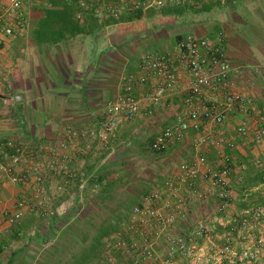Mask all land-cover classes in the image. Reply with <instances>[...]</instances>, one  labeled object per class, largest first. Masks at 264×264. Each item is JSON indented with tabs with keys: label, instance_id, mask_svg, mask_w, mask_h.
<instances>
[{
	"label": "crops",
	"instance_id": "crops-1",
	"mask_svg": "<svg viewBox=\"0 0 264 264\" xmlns=\"http://www.w3.org/2000/svg\"><path fill=\"white\" fill-rule=\"evenodd\" d=\"M95 2L97 0H92L88 7L78 8L76 18L80 24L77 31H64L62 34H43L40 31L44 24V11L53 9L48 0L26 3L25 28L8 45L0 48V94L3 95L0 98L8 102L13 97L20 112L27 105L34 112L36 130L40 127L41 135L37 137L34 134L35 141L29 146L23 167L36 165L50 181L66 185L65 192L51 203L59 215L67 216L70 212L76 215V211L81 212L85 207L98 209L97 205L103 201L95 195L99 187H94V181L109 164L115 193L105 200V217L121 218L127 222L132 208L143 195L177 174L180 162L192 161L196 156L191 144L194 133L163 152H155L151 148L159 133L181 111V98L171 96L160 105H144L138 117L123 119L117 136L106 145L94 138L80 139L73 144L70 148L72 167L78 170L75 178L56 176L45 168L44 164L55 156L51 146L67 138L68 128L79 131L95 128L103 119L108 105L123 91L130 75L140 74L143 57L149 52L171 51L189 33L215 39L224 32V47L232 63L233 76L246 87L254 101L255 118L251 120L254 125L257 114L264 110V0H235L227 4L217 0L200 3L198 0H186L182 5H173L183 8L192 5L197 7V12L211 13L206 20H201L197 14L190 15L193 10L187 7L183 14H165L171 7L167 6L149 9L139 19L114 21L97 17ZM220 9L222 14L219 15ZM149 89V84L134 81L137 97H144ZM243 119V115H236L226 125L225 135L235 138L236 145L224 151L231 154L237 163L252 166L253 176L260 179L264 173V145H258L250 136H236L234 128ZM2 126L0 122V140L5 139ZM42 145L45 146L43 153L31 154ZM141 151L148 152V157L157 165L140 168L142 174L134 180V170L124 164L132 162L131 158L140 157ZM205 151L211 160L218 156V149L214 147L205 148ZM258 160L261 164L257 163ZM235 174L232 175L233 198L236 194L239 196L234 188ZM121 176L124 179L120 182ZM31 185H22L29 187L23 193L15 185L13 192L18 194V198L25 193L30 194ZM0 194L5 197L3 191ZM13 204L6 205L4 210L7 213L11 211ZM123 205H127L126 209L121 207ZM29 216L34 223L32 227L25 228ZM48 220L36 212H29L20 225L9 226L4 221L1 224L0 264L67 262L69 251L63 245L55 244L56 238L47 226ZM21 225L23 227H19ZM179 226L177 232H180ZM113 249L112 254L116 256L118 251Z\"/></svg>",
	"mask_w": 264,
	"mask_h": 264
},
{
	"label": "built area",
	"instance_id": "built-area-1",
	"mask_svg": "<svg viewBox=\"0 0 264 264\" xmlns=\"http://www.w3.org/2000/svg\"><path fill=\"white\" fill-rule=\"evenodd\" d=\"M28 1L0 0V48L25 28ZM217 1L227 4L235 0ZM184 3L186 0H116L102 1L94 8L98 18L118 21L125 14ZM89 4V0L81 2L84 8ZM224 42L223 31L215 39L189 33L171 51L147 53L140 63V74L130 75L95 128H68L67 138L51 146L55 156L44 164L45 168L56 176L75 178L78 170L72 167L73 144L94 138L106 145L117 136L123 119H135L144 105H160L171 96L181 98V111L151 148L163 152L194 133L191 144L196 156L180 162L177 174L143 195L132 208L129 221L123 223L122 233L113 243L115 250L129 256L127 264H264V204L232 210V175L247 166L224 151L236 145V139L227 137L224 130L239 114L244 119L234 128L236 136H250L264 145V110L253 125L254 101L234 78ZM134 81L150 85L144 97L135 95ZM208 147L218 149L216 159L209 158L205 151ZM44 149L42 145L31 154H41ZM27 153V147L16 139L0 140V180L14 186L32 184L30 194L25 193L11 211L3 212L9 226L23 223L29 212L52 217L57 213L52 201L66 190L64 183L50 181L38 166L23 167ZM209 206L220 215L215 219L204 214L195 217L196 212ZM178 225L180 232L176 231ZM2 233L0 223V237ZM106 261L117 264L110 252Z\"/></svg>",
	"mask_w": 264,
	"mask_h": 264
},
{
	"label": "trees",
	"instance_id": "trees-1",
	"mask_svg": "<svg viewBox=\"0 0 264 264\" xmlns=\"http://www.w3.org/2000/svg\"><path fill=\"white\" fill-rule=\"evenodd\" d=\"M102 1L107 2L108 0H97L93 5H98ZM48 2L53 6V9L44 11V24L40 28L41 33L62 34L64 31H77L80 21L76 18V14L78 8L81 7L82 0H48ZM91 2L92 0H89V3ZM198 2L200 3V0ZM185 7L197 12L195 6L186 5ZM184 8L183 6H171L165 14H183ZM142 16L143 12L137 11L127 17H121V19L134 20ZM108 167L109 164L106 166L107 170L105 169V172L94 181V183L99 184L95 195L103 201L97 205L98 209L85 207L81 212L76 211V215L70 212L71 214L67 216L55 213L48 220L47 226L53 230L54 238H56L55 244L63 245L64 249L69 251V260L63 264H107L106 255L109 252L112 253L113 243L122 233L125 220L105 217L107 207L105 200L115 193V184L111 179V172H109ZM263 176L264 173L259 182L252 186H258L264 182ZM123 179L121 176L119 181L121 182ZM121 207L126 209L127 205Z\"/></svg>",
	"mask_w": 264,
	"mask_h": 264
},
{
	"label": "rangeland",
	"instance_id": "rangeland-1",
	"mask_svg": "<svg viewBox=\"0 0 264 264\" xmlns=\"http://www.w3.org/2000/svg\"><path fill=\"white\" fill-rule=\"evenodd\" d=\"M204 2V0L200 1ZM222 9L218 10L219 15L222 14ZM197 14L200 16L201 20H206L207 16L212 15L208 12H197L195 13L192 11L190 15ZM200 14V15H199ZM8 73V72H7ZM2 94H0L1 97ZM3 96V95H2ZM24 107L22 111L20 112L17 109V106L15 105V99L12 97L11 101H4L0 98V122L3 124L2 131L4 138H13L21 143H23L27 150H30V145L33 144L34 140V134L37 135V137H40L41 135V128L37 126V118L34 114V112L28 107ZM40 141V140H39ZM131 154L134 153V151H127ZM141 156L137 157L136 159L131 158L130 161L132 162H126L124 165L125 167H130L134 170L133 178L134 180L137 179V176H141L142 170L140 168H145V166H152V164L157 165L152 159H150L148 156V152L141 151ZM243 163V162H241ZM247 168L244 171L236 172L235 177V191L239 193V196L236 194L235 198H233V207L232 210H238L246 207L247 205H253L258 203H263L264 201V182H262L261 186L259 188H255L252 185L256 182H259V178L253 176L254 169L252 166H249L247 163ZM145 170V169H144ZM124 175H127L126 173ZM131 177V176H130ZM131 179V178H130ZM0 192L4 193L0 194V222L1 224L5 221V216H3L4 209L6 208V205L9 204L15 206L16 199H18V194L15 195L13 192L15 186L8 183L7 181L0 180ZM6 184V185H4ZM17 189L20 190L21 193H23L25 190H29V187H21L18 186ZM17 190V193L18 191ZM24 190V191H23ZM10 191V192H9ZM9 194V195H8ZM244 200V201H243ZM212 215V218L215 219L220 214L215 212L214 207H208L204 208L201 211H198L195 213V217H200L201 215ZM36 218H34L35 221ZM32 218L29 216L25 222V228L32 227ZM116 261L117 264H127L130 261V258L128 255L123 254L121 251H118L116 253ZM108 264V263H107Z\"/></svg>",
	"mask_w": 264,
	"mask_h": 264
},
{
	"label": "water",
	"instance_id": "water-1",
	"mask_svg": "<svg viewBox=\"0 0 264 264\" xmlns=\"http://www.w3.org/2000/svg\"><path fill=\"white\" fill-rule=\"evenodd\" d=\"M22 98V97H21Z\"/></svg>",
	"mask_w": 264,
	"mask_h": 264
}]
</instances>
